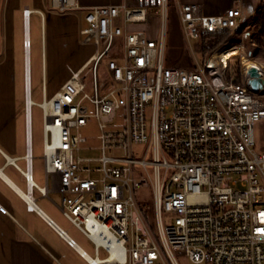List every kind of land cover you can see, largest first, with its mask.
Wrapping results in <instances>:
<instances>
[{
    "label": "built area",
    "instance_id": "obj_1",
    "mask_svg": "<svg viewBox=\"0 0 264 264\" xmlns=\"http://www.w3.org/2000/svg\"><path fill=\"white\" fill-rule=\"evenodd\" d=\"M52 4L57 13L84 9L82 42L95 51L38 103L45 183L32 180L27 152L21 172L31 187L59 193L61 214L93 243L95 258L105 251L98 263L178 264L185 256L264 264V148L254 139L264 87L251 88L250 66L232 75L228 59H213L222 49L215 35H232L250 15L238 6L207 14L197 2L173 0L192 62L179 67L164 63L168 0ZM91 119L99 155L81 156L93 148L80 131ZM140 188L152 199L149 219Z\"/></svg>",
    "mask_w": 264,
    "mask_h": 264
},
{
    "label": "crops",
    "instance_id": "obj_2",
    "mask_svg": "<svg viewBox=\"0 0 264 264\" xmlns=\"http://www.w3.org/2000/svg\"><path fill=\"white\" fill-rule=\"evenodd\" d=\"M106 1L77 0L84 7ZM181 1L199 3L207 14L238 6L247 15H251L263 3V0ZM83 13V8L57 13L53 10L52 0H0V264H90V258H95L94 248L88 251L50 216L40 202L46 196L36 187H31L21 172L26 166L24 155L31 152L32 180L40 186L44 185V177L42 182H38L34 174L36 167L43 162V152L39 154L36 150L39 141L43 147V129L41 125L40 134L36 131L34 110L36 106L40 108L38 103L43 95L46 96L48 75L55 72L54 65L58 59L55 48L58 47V41H65L63 35L70 37L69 33L74 32L72 44L61 45L65 58L72 57L75 60V66L67 64L69 72V68L78 69L94 53L92 42H82V27L79 25ZM59 15L75 16V24L71 25L67 23L71 21L66 20L60 22ZM35 16L39 22L36 37L32 32V18ZM48 40L51 69L47 64ZM85 45H92L93 50L84 53L82 46ZM37 47L41 49L39 101L33 94L31 58ZM26 192L32 195L30 202L33 207L26 201ZM61 229L65 231L63 234L59 232ZM71 238L74 242L70 245L67 240ZM100 251L96 255L99 259L104 257ZM98 264L122 263L101 261Z\"/></svg>",
    "mask_w": 264,
    "mask_h": 264
},
{
    "label": "rangeland",
    "instance_id": "obj_3",
    "mask_svg": "<svg viewBox=\"0 0 264 264\" xmlns=\"http://www.w3.org/2000/svg\"><path fill=\"white\" fill-rule=\"evenodd\" d=\"M72 12V11H71ZM80 14L82 13L79 11ZM60 22L62 20L71 21L67 22L71 25L75 24V16L73 15H59ZM38 19L37 17L32 18V32L33 36H37V33L39 31L38 28ZM80 27H84L85 23L82 20V23L80 22ZM131 29L133 30H145L150 32L153 27L149 25H143V24H134L129 25ZM244 38L242 39V35H240L238 38L232 35H227V37L220 42H222L221 48L224 47H230L233 44L236 43H242L244 50H245V56L238 55L234 57H229L227 61V70L230 74L236 75V72L239 73L241 71L242 66L245 67V60L247 62H254L257 65L260 66L264 73V51H258L259 46L255 43L254 39L252 38V35L250 33V29H246L244 31ZM67 34V33H66ZM69 35H63L65 38V41L62 43L58 41V47L55 48L57 51L56 57L58 58L55 65V72L51 75H48V84L46 89V98L51 97V95L57 90L56 88H59L61 84L66 81L70 75V72L67 69V64H69L71 67H73L75 60L72 57H66L65 54L62 53L61 45H69L72 44V40L74 39V32L69 33ZM153 34V32H152ZM66 36V37H65ZM231 36V38H229ZM250 39V42H248V38ZM49 42V43H48ZM48 67L51 69V63H50V41L48 40ZM89 43V42H88ZM214 44V41H213ZM92 45H85L82 46V50L84 53H89L93 50ZM215 46V45H214ZM40 48H35L31 54L32 62H33V94L34 98L38 101L41 100L40 95V89H41V79H40ZM257 53V54H255ZM255 55V57H254ZM200 57V55H198ZM201 58V57H200ZM165 64L169 65H175L179 67H190L192 65L191 57L189 55V52L183 47V39L181 35V29L179 25V21L175 12V8L173 5V0H168V6H167V23H166V40H165ZM75 66V65H74ZM90 111L92 109L90 108ZM34 122L36 126V131L38 134H40V127L42 125V114L41 109L36 106L34 110ZM80 131L86 136L87 138V144L90 146H93L92 149L89 150H80L81 156H96L99 155V150L95 147L98 145V140L96 138V135L98 134V128L97 123L95 119H91L88 121L84 126L80 128ZM254 139H255V148L257 150H261L264 148V117L257 119L254 123ZM37 152L40 154L43 152L42 142H38L37 146ZM41 162V161H40ZM35 179L38 182H42L43 180V162L40 163L38 167H36L35 170ZM99 175L96 173V176ZM42 183H45L44 180ZM137 195L139 199L145 200L147 202L152 201L150 198L149 190L147 188H140L137 190ZM35 196L38 197V193L35 192ZM41 197V196H40ZM59 200V193L58 192H51L50 198L48 196L41 199V204L44 206V208L48 211L50 216H52L55 221L57 220L59 224L67 231V233L73 237L78 243H80L84 248H86L88 251H92L93 243L90 242V240L84 235L80 229H78L76 226H74L72 223H70L59 210L57 204L55 201ZM100 254L105 255V251L101 248ZM178 264H194L190 262L185 256H179L177 258ZM155 264H164L160 259H157Z\"/></svg>",
    "mask_w": 264,
    "mask_h": 264
},
{
    "label": "trees",
    "instance_id": "obj_4",
    "mask_svg": "<svg viewBox=\"0 0 264 264\" xmlns=\"http://www.w3.org/2000/svg\"><path fill=\"white\" fill-rule=\"evenodd\" d=\"M245 28L250 29L252 38L254 39L255 43L258 44L259 49L257 52L264 51V4L263 3L255 9V11L249 16L245 25L239 28L237 31H235L233 36L238 38L245 31ZM227 35H228L227 33H219L215 35L214 45L218 44L221 40L225 39ZM229 38H231V36H229ZM248 42H250L249 38H248ZM139 201H140V209L142 213L147 218L148 217L150 218L152 216L151 203L142 199H139Z\"/></svg>",
    "mask_w": 264,
    "mask_h": 264
},
{
    "label": "bare ground",
    "instance_id": "obj_5",
    "mask_svg": "<svg viewBox=\"0 0 264 264\" xmlns=\"http://www.w3.org/2000/svg\"><path fill=\"white\" fill-rule=\"evenodd\" d=\"M244 38V37H243ZM242 38V39H243ZM238 55H241V58H242V55L245 56L247 54H245V50H244V47L242 45V43H236V44H233L232 46L230 45V47H224L222 49H220L215 56H213V59L214 60H218V59H228L229 57H234V56H238ZM250 65H257L256 63H252V62H247L245 60V67H249ZM26 201H28L30 204H31V207H33V204L30 202V200L32 199V195L29 193V192H26ZM81 250V249H80ZM83 252V251H82ZM84 255H86L85 252H83ZM89 257V256H87ZM90 258V257H89ZM112 257H110L108 260H110ZM91 261L93 263H98L99 262V258H90Z\"/></svg>",
    "mask_w": 264,
    "mask_h": 264
},
{
    "label": "water",
    "instance_id": "obj_6",
    "mask_svg": "<svg viewBox=\"0 0 264 264\" xmlns=\"http://www.w3.org/2000/svg\"><path fill=\"white\" fill-rule=\"evenodd\" d=\"M247 73L249 75L248 83L252 89L258 90L264 87V78L262 77L259 67L257 65H250L247 70ZM62 231L63 230H60V232Z\"/></svg>",
    "mask_w": 264,
    "mask_h": 264
}]
</instances>
